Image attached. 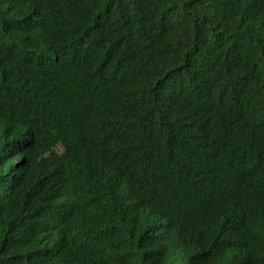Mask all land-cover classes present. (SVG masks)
<instances>
[{"label":"trees","instance_id":"1","mask_svg":"<svg viewBox=\"0 0 264 264\" xmlns=\"http://www.w3.org/2000/svg\"><path fill=\"white\" fill-rule=\"evenodd\" d=\"M0 264H264V0H0Z\"/></svg>","mask_w":264,"mask_h":264}]
</instances>
